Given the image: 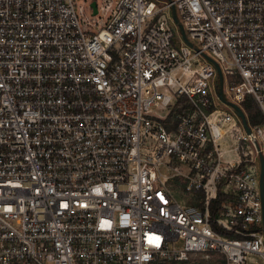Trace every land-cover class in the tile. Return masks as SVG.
<instances>
[{
  "label": "built area",
  "instance_id": "built-area-1",
  "mask_svg": "<svg viewBox=\"0 0 264 264\" xmlns=\"http://www.w3.org/2000/svg\"><path fill=\"white\" fill-rule=\"evenodd\" d=\"M78 1L0 0V264H264V0Z\"/></svg>",
  "mask_w": 264,
  "mask_h": 264
},
{
  "label": "rangeland",
  "instance_id": "rangeland-1",
  "mask_svg": "<svg viewBox=\"0 0 264 264\" xmlns=\"http://www.w3.org/2000/svg\"><path fill=\"white\" fill-rule=\"evenodd\" d=\"M82 0H79L78 2L80 3ZM92 0H83V4H82V7L84 9V15L85 17L88 19V21L90 23H94L96 22V19L90 15V12L86 9L89 5V3L91 2ZM100 0H96L97 3H99ZM97 24L98 26L101 25V23L99 21H97ZM252 104V103H251ZM167 113V110L165 108H161V109H154V114L158 117H163L165 116ZM232 144L230 143L229 139L228 138H225L223 140V142L220 144V148L221 149H227L231 146ZM180 186H181V183H178V182H172L170 183L169 187L171 189H173V191H176L179 193V189H180ZM176 192H173V196L175 197V199L180 203L182 204L178 198V194ZM180 196L182 197L183 200H185L186 202L188 203H191V204H194V205H197L196 204V201L195 199L193 198V195L192 194H181L180 193ZM252 261L254 262H260L259 258L256 257V256H253L252 257ZM182 262H186V263H183V264H218L220 262H222V259L217 256V255H214V254H208L207 256H201V255H192L191 257H189V259H187L186 261H182Z\"/></svg>",
  "mask_w": 264,
  "mask_h": 264
},
{
  "label": "water",
  "instance_id": "water-1",
  "mask_svg": "<svg viewBox=\"0 0 264 264\" xmlns=\"http://www.w3.org/2000/svg\"><path fill=\"white\" fill-rule=\"evenodd\" d=\"M89 6L91 7L92 13H95V3H94V1H91ZM171 16L173 18V21L176 23L181 36L185 40V38L183 36V32H182L181 26H180L179 23H177V20L175 18V14H174L173 10H171ZM186 43L188 45H191L187 41H186ZM205 57L208 60L212 61L207 56H205ZM213 64H214V66L216 68V73H217L218 86H217V89H216L215 93H216L218 99L223 104L230 106L234 110L235 114L239 117L241 124L243 125L245 130L248 131V127L246 125V120H245V117H244V114H243L241 108L238 105L233 104V103L225 100L222 97V94H221V76H220L219 68H218V66H217V64L215 62H213ZM258 159H259L258 190H259V199H260V205H261V224H262L261 229H262V234H263V238H264V158H263V156L261 154H258Z\"/></svg>",
  "mask_w": 264,
  "mask_h": 264
},
{
  "label": "trees",
  "instance_id": "trees-1",
  "mask_svg": "<svg viewBox=\"0 0 264 264\" xmlns=\"http://www.w3.org/2000/svg\"><path fill=\"white\" fill-rule=\"evenodd\" d=\"M182 101H183L182 97H180L177 100L176 109L179 108L180 102ZM240 106L249 124L261 123V116L258 113V110L256 109L254 103L252 102L250 98L244 99L243 102H241ZM201 196H202V193L200 191L196 192V194L193 195V198L195 199L196 204H197L196 206L198 207H201L202 205ZM217 204H218L217 200H213L209 203V212L211 214L214 213ZM153 264H183V263H179V261H174V260H159Z\"/></svg>",
  "mask_w": 264,
  "mask_h": 264
}]
</instances>
